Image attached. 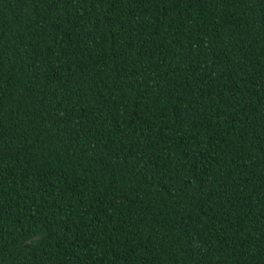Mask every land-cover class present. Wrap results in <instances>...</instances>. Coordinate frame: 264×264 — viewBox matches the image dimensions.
Wrapping results in <instances>:
<instances>
[{
  "label": "trees",
  "instance_id": "16d2710c",
  "mask_svg": "<svg viewBox=\"0 0 264 264\" xmlns=\"http://www.w3.org/2000/svg\"><path fill=\"white\" fill-rule=\"evenodd\" d=\"M0 264H264V0H0Z\"/></svg>",
  "mask_w": 264,
  "mask_h": 264
}]
</instances>
